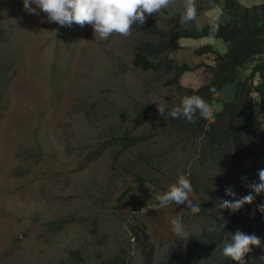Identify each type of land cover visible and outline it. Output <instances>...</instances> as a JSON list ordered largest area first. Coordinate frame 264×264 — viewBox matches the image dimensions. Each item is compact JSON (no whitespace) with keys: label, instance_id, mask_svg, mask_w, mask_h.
I'll list each match as a JSON object with an SVG mask.
<instances>
[{"label":"rangeland","instance_id":"1","mask_svg":"<svg viewBox=\"0 0 264 264\" xmlns=\"http://www.w3.org/2000/svg\"><path fill=\"white\" fill-rule=\"evenodd\" d=\"M237 1L244 6L261 2ZM205 2L210 9L197 15L196 26L206 27L216 17L215 21L223 20L221 2L196 0V10ZM182 10L183 0H175L146 21L181 32ZM171 17L177 18L175 23L169 21ZM137 26L127 37L95 39L91 25L62 27L47 22L43 12L38 16L26 12L23 0H0V264H62L70 248L84 255L85 264H107L114 257L139 264L143 243L158 256L169 246L173 219L182 222L191 237H199L204 225L185 203L153 204L133 215L131 196L121 193L122 201L110 198L119 186L123 192L129 188L130 195L137 193V187L130 189L135 186L130 166L138 155H151L163 146H170L171 158L159 157L161 167L150 166L148 174L164 175L171 184L183 174L196 184L197 198L208 201L205 185L210 187L217 176L209 178L207 173L214 166L229 176L221 156L215 162L213 158L231 146L234 127L223 102L233 99L234 83L212 94L213 113H222L203 126L210 132L213 148L203 131L183 123L175 126L170 116L158 111V102L170 110L185 96L181 87L197 88L213 75V56H199L194 48L208 43L223 53L226 44L212 37L178 36L177 47L167 56L172 64L185 63L190 70L167 82L163 72L134 65L132 54L139 41L155 39L151 29L138 31ZM250 66L238 71L239 78L248 74ZM256 84L264 93V84ZM133 101L136 106H130ZM112 104H123L114 128L129 125L133 130L130 124L135 122L134 133L142 135L140 143L114 152L104 144L102 121ZM202 142L205 147L200 148ZM236 142L239 148L240 138ZM259 161L264 162V146ZM203 164V171L195 170ZM151 200L145 198V204ZM214 203L200 205L206 209L204 219L210 213L217 219ZM137 219L144 221L145 230ZM214 260L208 255V263ZM69 261L74 263L73 256Z\"/></svg>","mask_w":264,"mask_h":264},{"label":"trees","instance_id":"2","mask_svg":"<svg viewBox=\"0 0 264 264\" xmlns=\"http://www.w3.org/2000/svg\"><path fill=\"white\" fill-rule=\"evenodd\" d=\"M222 3V21H215L219 25V30L210 35V24L206 27L197 26L194 22L185 24L181 27V32L175 30L168 24L164 26L154 27L150 21H146L143 26H137L138 31H153L155 39L140 40L136 45L132 54L134 65L141 67L143 70H153L163 72L162 75L167 77V82L178 80L180 75L190 67L187 64H172V59L168 58L167 53L174 51L177 47L176 40L178 36L200 38L212 37L219 39L226 44V50L219 53L211 44L205 43L198 48H194L193 52L197 55H212L210 58L213 62V75L207 83L201 84L197 88L181 87L182 94L198 95L202 97L209 105H213V92L211 89H219L229 83H234L233 99L223 102V110L229 114L230 126L234 127V133L231 135V146L224 147L226 150L222 154L214 155L213 161L221 156L223 165L228 166L227 174L223 176L217 172L215 166L213 170L207 173L210 178L216 175L217 179L212 182L210 187L205 185V194L208 201L197 198L195 190L196 184L192 183L193 191L189 196H193V200L185 201L189 203L204 205L214 203V208L219 198L232 200L225 194V189L231 187L236 192V198L246 196L248 194L256 195L246 184L258 183V170L264 169V162L259 161V157L263 152L264 146V93L257 87L256 81L264 84V0L260 3L244 6L237 0H215ZM208 2L197 8V15L206 9H210ZM176 17H171L169 21L175 23ZM250 63L248 74L239 78L238 71ZM1 71V70H0ZM172 73L171 76L168 75ZM1 76V75H0ZM163 77V76H161ZM0 77V92L2 91ZM258 94L259 98L252 97V94ZM222 102V101H221ZM130 106H136V102L129 103ZM123 108V104L113 105L109 108V116H104L106 132L103 136L107 137L104 144L108 146L110 152H114L119 148H130L140 143L142 135H136L134 129L138 125L134 122L133 130L129 129V125L120 129L114 128V121H118V116ZM222 113L214 112L215 119L220 117ZM169 122L175 126H183L181 123L192 128V130H201L204 132L205 140L211 148H213V139L209 130L203 129V126L209 123V119L199 116L195 117L194 123L187 122L184 118L173 119L169 117ZM205 127V126H204ZM240 138V145L237 148V142ZM205 147L204 143H200V148ZM151 155H138V161H135L131 168L130 176H134L135 186L138 191L130 195L128 189L117 190L116 194L110 199L114 201H122L126 197H130L134 201L133 215L141 211L143 208L158 204L156 196L167 191L171 184L164 175L159 174L156 178L148 174V168L161 167L159 157H170V146L161 147L156 151H150ZM199 157V154H198ZM171 158V157H170ZM173 159V158H172ZM174 160V159H173ZM154 161L157 163H152ZM145 166V171L142 166ZM215 165V164H214ZM129 166V165H127ZM205 165L194 166L195 170L203 171ZM128 168V167H127ZM247 178L246 180L242 178ZM178 177H175V182ZM143 193L144 195H141ZM152 197L149 203L145 204V198ZM257 204H264V194L257 195L256 200L252 204H245L238 212L233 213L230 209H217V219H212L214 214L210 213L206 216V221L202 217L206 213V209H202L199 215H195L199 221V225H204L199 237H191L176 239L174 235L169 246L164 248L161 256L154 254L152 246L143 243L139 253V264H239L223 255L222 249L225 244V233H235L240 230L246 234H255L262 241V247H253V251L244 257L243 264H264V214L256 209ZM255 210V215H252ZM216 210V209H215ZM192 214V213H190ZM138 226L145 230L146 225L143 220L137 219ZM224 239V240H223ZM216 253V254H215ZM68 260L62 264H85L84 255L70 248L65 252ZM214 255L215 260L211 263L207 262L208 255ZM73 256L74 263H70L69 259ZM107 264H125L122 259L114 257ZM131 264V263H130ZM134 264V263H132Z\"/></svg>","mask_w":264,"mask_h":264},{"label":"clouds","instance_id":"3","mask_svg":"<svg viewBox=\"0 0 264 264\" xmlns=\"http://www.w3.org/2000/svg\"><path fill=\"white\" fill-rule=\"evenodd\" d=\"M174 2L175 0H23L24 9L29 14L38 16L43 12L46 14L47 22L57 23L62 27H71L73 23L81 27L91 25L95 39L101 40H107L113 35L129 36L133 25L143 26L147 16L160 13ZM196 17V0H183L180 23H191L196 20ZM216 19L218 17L210 21V35L212 36L219 30ZM197 30H200L199 25H197ZM210 91L214 93L215 89ZM166 109V105L158 102V111L161 116L168 115L173 119L184 118L189 123L195 122L197 114L204 119L215 118L211 105L198 95H185L181 98L179 105L167 111ZM258 176V183L246 184L256 195L250 193L236 198V192L229 187L225 189V194L233 199L219 198L216 208L230 209L235 213L245 204H252L257 195L264 194V169L258 170ZM192 191L190 180L181 174L176 182L168 186L167 191L156 196V200L161 207L172 202L182 205L190 200L189 194ZM189 209L193 215L201 213V206L198 204L189 203ZM256 209L264 214V204H257ZM256 209L252 215H255ZM171 227L173 234L178 238L184 239L190 235L186 226L176 219L171 221ZM253 247H262L261 239L255 234H246L238 229L235 233H225L222 252L224 256L243 264L244 257L253 251Z\"/></svg>","mask_w":264,"mask_h":264}]
</instances>
